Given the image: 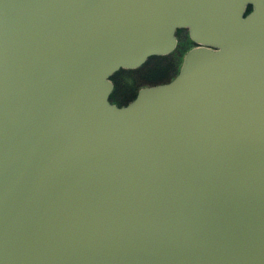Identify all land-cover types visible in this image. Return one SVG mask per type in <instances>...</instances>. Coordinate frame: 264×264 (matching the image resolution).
I'll return each instance as SVG.
<instances>
[{
	"label": "water",
	"instance_id": "obj_1",
	"mask_svg": "<svg viewBox=\"0 0 264 264\" xmlns=\"http://www.w3.org/2000/svg\"><path fill=\"white\" fill-rule=\"evenodd\" d=\"M0 264H264V0H0Z\"/></svg>",
	"mask_w": 264,
	"mask_h": 264
},
{
	"label": "trees",
	"instance_id": "obj_2",
	"mask_svg": "<svg viewBox=\"0 0 264 264\" xmlns=\"http://www.w3.org/2000/svg\"><path fill=\"white\" fill-rule=\"evenodd\" d=\"M180 33L182 31L178 35ZM183 42L184 49H186V41L184 40ZM187 43L191 44L188 37ZM175 52L168 57H153L138 70L120 71L117 73L112 79L115 87L111 96L112 103L119 107L125 106L136 98L140 89L165 84L175 78L183 60L182 57L176 62Z\"/></svg>",
	"mask_w": 264,
	"mask_h": 264
},
{
	"label": "rangeland",
	"instance_id": "obj_3",
	"mask_svg": "<svg viewBox=\"0 0 264 264\" xmlns=\"http://www.w3.org/2000/svg\"><path fill=\"white\" fill-rule=\"evenodd\" d=\"M186 35L188 36V34L187 33H180V35H178V38H179V45H178V48H177V50H176V55H175V60H176V62H178L179 61V59L180 58H182L183 57V55L187 52V51H189L192 47L190 46L191 44H188L187 43V38H186ZM186 41L185 43H186V49H184L185 47H184V45H183V41ZM182 42V43H181ZM182 44V45H181Z\"/></svg>",
	"mask_w": 264,
	"mask_h": 264
},
{
	"label": "flooded vegetation",
	"instance_id": "obj_4",
	"mask_svg": "<svg viewBox=\"0 0 264 264\" xmlns=\"http://www.w3.org/2000/svg\"><path fill=\"white\" fill-rule=\"evenodd\" d=\"M181 32V31H180ZM183 33H187V32H183ZM188 36L186 35V38H187ZM189 38V37H188ZM191 47H194L193 45H192V43H191Z\"/></svg>",
	"mask_w": 264,
	"mask_h": 264
}]
</instances>
